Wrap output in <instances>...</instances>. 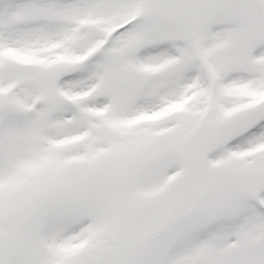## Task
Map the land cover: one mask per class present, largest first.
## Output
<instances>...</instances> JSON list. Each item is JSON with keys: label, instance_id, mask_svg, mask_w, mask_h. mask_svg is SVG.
<instances>
[{"label": "snow or ice", "instance_id": "snow-or-ice-1", "mask_svg": "<svg viewBox=\"0 0 264 264\" xmlns=\"http://www.w3.org/2000/svg\"><path fill=\"white\" fill-rule=\"evenodd\" d=\"M0 264H264V0H0Z\"/></svg>", "mask_w": 264, "mask_h": 264}]
</instances>
